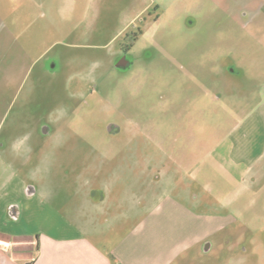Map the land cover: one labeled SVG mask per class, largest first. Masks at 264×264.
Listing matches in <instances>:
<instances>
[{
	"label": "rangeland",
	"instance_id": "rangeland-1",
	"mask_svg": "<svg viewBox=\"0 0 264 264\" xmlns=\"http://www.w3.org/2000/svg\"><path fill=\"white\" fill-rule=\"evenodd\" d=\"M159 159L231 218L191 264H264V0H0V185L36 228L118 231L92 194L137 210Z\"/></svg>",
	"mask_w": 264,
	"mask_h": 264
},
{
	"label": "crops",
	"instance_id": "crops-1",
	"mask_svg": "<svg viewBox=\"0 0 264 264\" xmlns=\"http://www.w3.org/2000/svg\"><path fill=\"white\" fill-rule=\"evenodd\" d=\"M159 161L153 176L146 175L150 184L143 182L140 195L134 192L137 196L135 211L125 206V197L117 199V204L107 203L114 190L102 189L92 194L97 208H101L103 221L112 224L113 220L121 219L125 222L115 232L117 224L107 231L96 225L94 229L75 234H54L37 229L34 217L38 209L34 200L41 190L20 176L4 180L0 185V264H191L192 260L209 261L207 256L213 246L207 245L208 242L225 230L231 218L199 212L195 203L198 197L193 190L194 176L189 172L182 179L179 174L171 179L172 174L169 176L168 170L161 167L166 160ZM145 192L153 194V202H146ZM123 194L127 196L128 192Z\"/></svg>",
	"mask_w": 264,
	"mask_h": 264
},
{
	"label": "flooded vegetation",
	"instance_id": "flooded-vegetation-1",
	"mask_svg": "<svg viewBox=\"0 0 264 264\" xmlns=\"http://www.w3.org/2000/svg\"><path fill=\"white\" fill-rule=\"evenodd\" d=\"M137 35V33L134 35V37ZM127 49H129V45L128 46H126V47H124V50L126 51ZM124 64H126V60L125 59H123L121 62H120V66H122V65H124ZM112 128V127H111ZM235 221V220H234ZM230 225V224H229ZM229 225L225 228V229H227L228 227H229ZM219 235L220 234H217L216 236H214L213 238H211V240L208 242V244L207 245H209V246H214L215 245V241H218V237H219ZM216 244H218L217 242H216ZM245 251V250H244ZM244 253V252H243ZM241 251H240V254H239V258L241 257H243V255H245V254H243ZM230 255H232V251L230 252ZM232 257H233V255H232Z\"/></svg>",
	"mask_w": 264,
	"mask_h": 264
}]
</instances>
